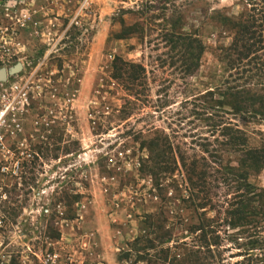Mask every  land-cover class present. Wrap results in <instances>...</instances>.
Returning a JSON list of instances; mask_svg holds the SVG:
<instances>
[{
    "label": "rangeland",
    "instance_id": "1",
    "mask_svg": "<svg viewBox=\"0 0 264 264\" xmlns=\"http://www.w3.org/2000/svg\"><path fill=\"white\" fill-rule=\"evenodd\" d=\"M176 1V9L173 3L167 9L155 0H0V69L23 65L0 83V264H173L185 253L174 245L196 241L183 230L196 217L174 200L186 195L182 174L168 177L160 195L141 167L146 144L157 137H166L178 162L205 158L217 169L223 156V166H236V156L224 152L227 140L212 127L217 112L206 114L198 98L225 86L219 54L233 33L220 21L245 7L240 0ZM175 20L182 36L206 48L194 74L186 71L184 53L164 41ZM117 57L145 70L133 97L112 80ZM237 120L249 146L264 143V123ZM212 173L210 195L225 199ZM250 182L264 189V171ZM161 213L166 230L177 226L176 242L141 251L145 261L137 262L143 245L136 249L134 242L146 234L147 219ZM235 234L219 229V264H247L239 257L247 240L239 248Z\"/></svg>",
    "mask_w": 264,
    "mask_h": 264
},
{
    "label": "trees",
    "instance_id": "2",
    "mask_svg": "<svg viewBox=\"0 0 264 264\" xmlns=\"http://www.w3.org/2000/svg\"><path fill=\"white\" fill-rule=\"evenodd\" d=\"M161 5L173 3L171 7L176 9V0H155ZM245 7L244 12L237 18H223L220 23L232 33V43L229 47L220 50L219 60L224 64L228 74L225 86L215 90H208L198 100L205 105L204 112H217L218 124L213 123V128L218 131L223 139L227 140V150L236 156V166L227 164L223 166V156H220V164L217 169L210 166L211 161L201 159L203 163L194 160L187 163L185 156H181L179 162L175 157L173 147L168 144L166 137H157L149 141L147 151L149 153L146 162L142 164L141 172L152 177L154 187L160 195L166 191L163 182L182 174V183L185 185L186 195L175 197L179 203L177 206L184 209L191 216H195L197 224L184 228L186 238L196 236V241L191 244L184 243L182 258L176 255L172 258L173 264H219L222 261V238L219 229L226 225L236 231L234 240L239 248V240L246 239L243 244L247 264H264V189L258 188L250 182V177L264 171V143L260 146H249L248 135L239 125L238 118L243 122L248 120L255 124L264 123V0H240ZM176 21V20H175ZM171 22V29L166 31L164 41L171 44L174 52L181 51L186 56L185 66L188 74H194L201 64L206 48L201 43L190 41V37L182 36L178 32V21ZM112 80L122 84L133 97L136 88L141 86L145 70L141 65L115 58L113 62ZM219 95L215 99V95ZM135 96V95H134ZM222 114V115H219ZM231 114L235 122L227 123L224 115ZM211 121L210 117L206 118ZM251 120V121H250ZM223 144V142H222ZM206 149L205 153H208ZM41 153V152H40ZM223 153V152H222ZM171 156V157H170ZM212 169V170H211ZM213 171L218 175L217 189H226L225 199L216 200L210 195L208 178ZM178 192V186H176ZM180 193V192H179ZM66 201L79 203L82 195L76 194L72 200L66 195ZM71 200V201H70ZM211 214L214 216L210 217ZM221 216L224 218L222 219ZM168 220L161 213L158 216L149 217L146 221L145 235L137 238L134 248H138L137 262L145 261L141 251L156 249V244H173L176 225L168 227ZM155 236L152 239L150 236ZM141 249V250H140ZM258 252V254H256ZM171 249L165 252V259L171 256ZM131 252L125 254L121 260L130 258ZM181 259V260H179Z\"/></svg>",
    "mask_w": 264,
    "mask_h": 264
},
{
    "label": "water",
    "instance_id": "3",
    "mask_svg": "<svg viewBox=\"0 0 264 264\" xmlns=\"http://www.w3.org/2000/svg\"><path fill=\"white\" fill-rule=\"evenodd\" d=\"M23 70V65L21 63L16 64L10 69L1 68L0 69V83H5L8 81L9 77H13Z\"/></svg>",
    "mask_w": 264,
    "mask_h": 264
},
{
    "label": "built area",
    "instance_id": "4",
    "mask_svg": "<svg viewBox=\"0 0 264 264\" xmlns=\"http://www.w3.org/2000/svg\"><path fill=\"white\" fill-rule=\"evenodd\" d=\"M6 111H7V110H6ZM4 115H5L4 113H1V114H0V122H1V120L3 119ZM1 126H2V125L0 124V136H1ZM1 223H2V222H1V220H0V226H1Z\"/></svg>",
    "mask_w": 264,
    "mask_h": 264
}]
</instances>
